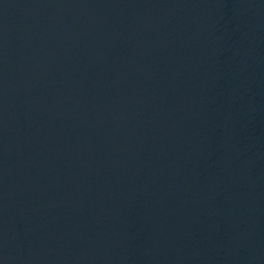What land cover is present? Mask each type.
<instances>
[{"label": "water", "instance_id": "95a60500", "mask_svg": "<svg viewBox=\"0 0 264 264\" xmlns=\"http://www.w3.org/2000/svg\"><path fill=\"white\" fill-rule=\"evenodd\" d=\"M0 264H264V0H0Z\"/></svg>", "mask_w": 264, "mask_h": 264}]
</instances>
